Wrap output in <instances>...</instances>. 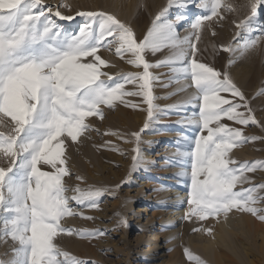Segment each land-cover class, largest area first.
I'll return each instance as SVG.
<instances>
[{
	"label": "snow or ice",
	"instance_id": "obj_1",
	"mask_svg": "<svg viewBox=\"0 0 264 264\" xmlns=\"http://www.w3.org/2000/svg\"><path fill=\"white\" fill-rule=\"evenodd\" d=\"M187 2L167 0L138 41L134 31L112 13L77 11L74 16L63 15L59 9H45L42 0H0V123L4 118L11 123L7 133L0 132V157L9 161L7 167H0V237L13 242L11 258L0 260V264H85L62 250L55 242L57 237L77 235L91 240L106 233L87 229L74 232L62 227L61 222L72 215L91 220L70 201L80 208L98 209L100 198L110 190L65 186L64 177L70 175L63 158L65 138L77 142L89 130L90 117L104 118L101 106L112 108L127 96L142 97L151 121L157 110L152 94L156 79L150 71L153 67L169 66L175 73H183L184 79H190V87L196 89L198 115L189 123L195 124L200 133H207L194 137L191 150L181 153L188 157L190 165V174L180 173L190 179V211L186 218L226 219L237 211L264 221V208L257 207L264 203V195L258 194L264 191V184L243 187L252 183L247 173L264 169V162L240 163L231 156L233 149L256 137H247L242 128L222 123L228 120L247 127L258 122L228 72L217 71L195 59L202 25L218 16L221 8L228 12H235L237 7L250 11L235 23L239 29L235 49L221 46L222 50L242 56L255 49L264 40V28L258 30L261 35H252L257 30V15L264 13V0H248L240 6L224 0H192L204 14L189 20L181 12L174 19L169 18L173 7L186 6ZM60 7L71 11L67 3ZM53 17L60 21L82 17L84 22L77 33H69ZM185 23L191 34L181 38L179 30ZM113 45L116 56L124 60L127 55V63L142 70L118 78L103 72L101 69L110 65L98 53L101 49L111 51ZM164 49L171 52L166 59L156 64L147 61L145 53L156 54ZM126 85L136 90L129 91ZM224 93L234 99L225 98ZM148 126L146 122L144 127ZM109 134L116 135L105 133ZM133 135L139 142V134ZM133 151L139 154L138 147ZM142 163L133 157L134 170ZM76 179L83 182L82 177ZM69 191L74 193L71 197L66 195ZM120 224L127 226V221L121 217ZM204 231L212 233L210 228ZM185 255L191 264H203L188 249Z\"/></svg>",
	"mask_w": 264,
	"mask_h": 264
},
{
	"label": "rangeland",
	"instance_id": "obj_2",
	"mask_svg": "<svg viewBox=\"0 0 264 264\" xmlns=\"http://www.w3.org/2000/svg\"><path fill=\"white\" fill-rule=\"evenodd\" d=\"M82 1L42 0V6L45 9L51 7L53 11L59 9L63 15L74 16L77 11H92L91 9L94 8L91 5L92 1ZM224 2L240 6L247 4L248 0H224ZM65 3L71 5V11L60 7ZM181 12L189 20L204 14L192 0H188L186 6L174 7L170 11L169 18L174 19ZM249 14L248 8L237 7L235 12L221 8L218 16L205 21L202 25L201 39L196 41L195 54L198 62L217 71L228 72L233 83L246 97L248 106L258 122L242 127L232 121H222L229 127L242 128L247 137H256L242 147L233 149L231 156L240 163L264 162V94H261L264 90L260 89L258 84V71L264 70V40H261L255 49L242 56L238 52H224L221 46H231L235 49L239 41L237 36L239 29L235 27V23ZM221 15L223 19H220ZM53 19L63 25L69 33H77L84 22L82 17H76L72 21H60L57 17ZM151 24L152 22L144 28L143 37ZM255 27L257 30L253 31L252 35H261L258 30L264 28V13L257 15ZM190 34L191 30L185 23L179 30V35L183 38ZM147 53L149 55L145 53V56L150 58L148 62L151 64H156L171 55L168 49L156 54ZM98 55L110 65L101 69L103 72L110 69L120 71L112 74L113 77L118 78L121 74L142 70L129 65L127 55L124 60L116 56L115 45L112 46L111 51L101 49ZM108 57L114 58V61L109 60ZM259 62L261 66L258 69ZM125 67L127 71L123 70ZM150 71L156 78L152 84V94L157 109L151 121L148 120L147 105L142 97L127 96L123 98V103L117 102L112 108L101 106L104 118L90 117L87 120L89 130L84 132L77 142L73 143L70 138H65L63 158L66 160L65 167L70 173L69 176L64 177L65 186L70 189L77 186L80 188L92 186L110 190L100 198L98 209L80 208L74 201H70L77 211L83 212L84 217H92L91 220L72 215L65 217L61 222L62 227L72 229L74 232L87 229L106 233L103 237L91 240L82 239L77 235L61 234L57 237L55 241L57 245H75L73 251H76V254L82 252L81 260L83 259L85 264H172L171 261L178 254L180 246H184L189 241H201L203 237L209 235L204 231L206 225L224 219V216H220L218 220L209 217L203 221L195 216L186 218V214L190 211V206L187 204L190 179L180 176L178 171H188L190 174V165L188 157L181 153L191 150L194 137L207 133H200L195 124L189 123L195 115H198L194 101L196 89L190 87V79H184L183 73L177 74L169 66L153 67ZM250 75H255L254 81L249 85L247 83L239 85L242 78H250ZM126 89L136 90L132 85H126ZM222 95L227 99H234L230 94ZM124 109L129 112L123 113L121 110ZM239 110L245 111V109ZM146 122L149 124L147 128L144 127ZM10 128V121L4 118V122L0 123V132L7 133ZM105 133H116V135H105ZM133 133L139 134V142ZM137 147L139 154L133 151ZM134 156L143 162L135 170ZM8 165L9 161L0 157V167ZM41 167L50 171L45 165ZM247 175L252 183L243 185L244 188L264 184V169L258 168ZM77 176L82 177L83 182L77 180ZM181 179L185 180L184 197L179 205L183 213L177 209L178 204L173 202L176 194L181 191L179 186ZM117 185L120 187L117 188ZM73 194L69 191L66 195L71 197ZM258 194L264 195V191ZM257 207L264 208V203L258 204ZM245 214L254 217L249 213ZM121 217L127 221V226L120 224ZM255 219L264 226V221H260L257 217ZM151 233L162 238L157 244L159 250L155 253L149 250L148 239ZM12 248L13 242L10 238L6 240L0 237V260L10 259ZM85 255L88 258H85Z\"/></svg>",
	"mask_w": 264,
	"mask_h": 264
},
{
	"label": "bare ground",
	"instance_id": "obj_3",
	"mask_svg": "<svg viewBox=\"0 0 264 264\" xmlns=\"http://www.w3.org/2000/svg\"><path fill=\"white\" fill-rule=\"evenodd\" d=\"M91 1L93 3H91V5L94 7L91 9L92 11H105L116 15L118 19H120L134 31L138 41L143 38L142 35L144 28L147 26V24L152 22L155 15L167 4V0ZM146 54L149 55L148 53ZM108 58L109 60L111 59V61H114V58ZM146 59L147 61H150V58L147 56ZM260 64L261 63L259 62L257 66L258 69L259 66H261ZM123 70L127 71L128 69L125 67ZM108 72H110V75H112L119 73L120 71L110 69L109 71L107 70V73ZM250 76V78H242L239 82V85L245 83L249 85L251 81H254L255 75ZM258 84L261 87L260 89L264 90V70L258 71ZM184 97L187 98V96ZM121 111L123 113L129 112L125 109ZM181 172L184 171H178V174L180 175ZM184 185L185 180L181 179L179 182L181 191L176 194V199L173 201L174 203L178 204V206L181 205L180 200L184 197ZM177 209L181 210V207L179 206ZM180 213H183L182 210ZM209 228L212 229L211 235L203 237L201 241H189L185 243L184 246H180L178 248V254H176V257L171 261L172 264H191L185 255V249H188L193 255L199 257L200 260L203 261V264H264V226L259 224L255 217L251 218L244 212L233 211L231 214H228L226 219L224 217L222 221L212 222L206 225V229ZM149 237V250L155 253L159 250L157 244L161 242L162 238H159L158 235L154 233H151ZM58 246L62 250L69 252L72 254V256H75L80 260L83 258L82 252L81 254H76V251H73L74 248H76L75 245L66 244L64 246ZM10 251L12 252V250ZM89 253L90 252H88V254ZM86 257L87 256L85 255V258Z\"/></svg>",
	"mask_w": 264,
	"mask_h": 264
}]
</instances>
